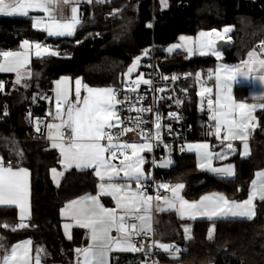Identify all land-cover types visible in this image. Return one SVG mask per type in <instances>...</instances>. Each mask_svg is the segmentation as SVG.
Segmentation results:
<instances>
[{
  "label": "snow or ice",
  "instance_id": "obj_1",
  "mask_svg": "<svg viewBox=\"0 0 264 264\" xmlns=\"http://www.w3.org/2000/svg\"><path fill=\"white\" fill-rule=\"evenodd\" d=\"M108 2L109 0H0V15L29 18L33 21L34 29L46 32L49 37H71L83 22V14L80 12L82 3ZM160 3L162 7H168V0H160ZM30 11L43 15H30ZM120 12L122 9H113L110 15L115 16ZM148 27H151V24ZM232 31L233 26H228L224 27L222 32L216 29L210 32L201 31L195 39L181 36V43L170 46L166 51L175 53L176 50L182 49L186 51L187 57L197 54L213 55L220 60L221 51L217 50L216 40L230 41L231 37L227 34ZM19 49L0 51V73H14V87H29L27 81L34 78V73L29 67L33 56L44 60L62 55L50 45L30 42L28 39L21 41ZM149 54L150 49H145L127 67L123 73L127 78L123 91L139 93L141 84L148 86L145 92L165 91V88L154 87L153 79L145 78L143 73L133 79V73L138 72L141 59ZM237 74L240 78L264 85V41H261L257 48L248 51L247 59L242 60L240 65L229 67L221 64L214 71H208V80L215 78L214 99L212 87L201 86L197 93L201 98V111L204 110L206 102L209 112L207 135L214 136L219 144L189 143L186 150L195 153L199 170L221 178L235 176V165L221 163L220 166H214L213 162H223L228 160L230 155H235L238 149L234 141L241 142V157L251 154L248 140L250 130L256 126L254 114L257 108L264 109V103L249 104L233 98L231 85L238 82ZM160 79L176 81L180 77L161 75ZM194 80L201 85L205 83L201 72L194 74ZM68 82L67 77L55 82V112L49 111L47 115L58 122L45 125L46 139L51 141L52 149L59 150V163L64 166L65 171L73 167L79 170L91 168L101 181L98 195L72 200L61 209L62 216L69 217L76 227L86 230L88 244L74 249L75 264H110V255L113 252L144 253L145 257H149L153 248L161 249L170 258L177 259L184 250L174 243H161L153 239L151 244L145 246L144 238L152 237L158 231L157 227H154L160 224V221L154 219L156 213L175 211L182 220L195 221L202 218L213 222L237 218L252 220L255 217V201L258 199L264 202V170L255 173L256 179L251 182L247 199L229 200L224 194L214 193L202 196L199 200L189 201L182 195L184 183L154 181L151 172L143 167L147 162L143 154L151 153L163 143L162 129L167 128L168 133L172 134L171 124H163L162 121L179 120L181 117L178 112H169L167 117H164L153 105L144 106L143 94L135 97L122 96L121 89L93 88L82 84L80 78L75 80L73 100L70 99L66 87ZM82 88L86 95L81 96ZM4 91L5 82L0 81V93ZM181 91L186 94L188 89ZM165 98L172 99L171 96L158 99ZM260 98L264 99V87L261 88ZM36 99L51 101L50 97L39 94L33 96V100ZM174 102L181 106L184 100L177 96ZM123 112L135 115H122ZM145 113H152V118L145 119ZM7 114L5 109L4 115ZM28 118L34 119L35 131L41 132L40 118H33L30 112ZM129 133L134 135L123 139ZM0 139H3L9 150L14 151V155L23 157V151L18 148L17 142L7 138ZM164 147L167 149L169 145L165 144ZM217 148L219 150H216ZM184 150L182 147L181 151ZM115 161L118 163H114ZM151 163L159 168L173 166L170 155L162 157L159 161L153 159ZM51 172L54 180L64 175V172L56 168H52ZM29 176L27 168L13 164L11 160L5 161L3 156H0V206H16L19 209V222L15 225L3 223L0 228L16 232L34 226L25 222L31 217ZM153 185L154 194H150L148 189ZM101 196L111 197L115 207H106L101 202ZM63 227L65 235L71 240L70 229L73 225L65 223ZM183 231L186 240L192 239L190 226L184 225ZM113 232L116 235H113ZM214 233L215 223L209 227L206 238L212 240ZM46 256L44 248L37 246L33 249L31 239L9 245L6 238L0 235V264H42V259ZM141 264H147V260ZM153 264L158 262L154 260Z\"/></svg>",
  "mask_w": 264,
  "mask_h": 264
},
{
  "label": "trees",
  "instance_id": "obj_2",
  "mask_svg": "<svg viewBox=\"0 0 264 264\" xmlns=\"http://www.w3.org/2000/svg\"><path fill=\"white\" fill-rule=\"evenodd\" d=\"M159 1L122 0L115 5L110 2L85 5L81 8L82 24L74 37L66 38H50L34 30L29 18L0 17L1 51L19 50L21 41L28 39L47 41L62 53L44 60L34 58L31 65L34 78L27 81V88L13 86L14 74L0 73V80L5 82V91L0 93V138L17 142L23 157L14 155L3 139H0V153L6 161L13 160L31 173V217L27 222L34 225L16 232L0 228V235L9 245L31 239L34 249L39 246L46 250L45 263L75 264L74 249L87 245L88 239L80 228L73 230L71 240L65 237L61 209L71 200L95 193L99 182L91 169H71L65 172L59 186L53 183L51 169L61 168L59 152L51 148V142L31 140L37 135L35 121L31 119V125L26 123L29 112L33 118L46 117L51 103L33 100V96L51 98L55 81L63 76L80 78L83 84L93 88L117 86L133 59L150 45L165 47L177 43L181 36H197L201 31H221L233 26V31L227 34L232 44L222 58L223 63L232 65L244 60L247 52L264 40V0H246L245 10L239 12L233 11L239 0H168V7L155 12L160 7ZM113 9L122 12L112 16ZM176 57L182 69L201 72L206 83L212 82L207 73L217 63L214 57L188 58L185 54ZM197 101L198 98L192 112L197 128L201 129L206 118L198 112ZM259 117L264 127V112ZM252 148L250 157L234 158L237 175L233 179H220L198 170L194 157L187 153L176 157L174 166L165 175L185 184L184 196L189 200L210 191H221L237 199L245 195L255 171L264 166L262 134L257 135ZM167 218L176 221L170 215ZM3 223H18L15 208H0V224ZM213 223L214 238L209 240L206 236ZM170 237V241L184 250L177 259L162 253L170 263L264 264V211L254 221H197L192 239L186 240L179 230ZM133 259L125 262L135 264L137 258Z\"/></svg>",
  "mask_w": 264,
  "mask_h": 264
},
{
  "label": "built area",
  "instance_id": "obj_3",
  "mask_svg": "<svg viewBox=\"0 0 264 264\" xmlns=\"http://www.w3.org/2000/svg\"><path fill=\"white\" fill-rule=\"evenodd\" d=\"M109 2H111V0H109ZM42 44L48 45L47 41H43ZM174 44L165 47H159L156 46L155 44H152L149 47H147L146 49H150V54L147 57H143L141 59L139 70L137 74L133 76V79H135V77L139 73H143L145 75V78L153 79L154 87L165 88L164 92H153L151 90L145 92V89H147L148 86L143 84L140 85L139 93H130L123 91L126 88V84H125V80L127 79L126 77H124L120 81L119 85L114 86V88L121 89L122 96L128 95L135 97L140 94L145 95L144 106L153 105L154 108H156L164 117H167V114L169 112L179 113L181 117L179 120L164 119L162 121L163 124H171L172 134L168 133L167 128L162 129L163 143L160 144L159 147H155L151 153L146 152L147 161H148L147 164L148 171L151 172L152 179L157 182H171L172 184L174 183V181L170 177L165 175L166 171L160 169L159 167H154L152 165L151 161L153 159L159 161L162 157H166L170 155L172 161L175 162L176 157L186 153L187 151L186 145L194 141H207L212 145L219 144V141L214 136L207 135L208 124L210 123V121L206 120L203 123L201 129H198L195 123V119L193 117L192 111L195 100L198 98L197 93L199 92L201 86H204L206 84V81L203 77V80L205 81L203 85L196 83L194 80V74L197 72H194L190 69H182L180 67L176 55L185 54L184 50L178 49L176 50L175 53H169L166 51V49H168L170 46ZM141 53L139 54V56L141 55ZM190 73L193 75L189 76L188 74ZM161 75H165L168 77L178 76L180 77V79L176 81H171V80L165 81L160 79ZM185 88L188 89V92L186 94L181 91V89H185ZM122 96L120 98H122ZM168 96H171L172 99H167V98L163 100L158 99L159 97H168ZM177 96H179L181 99L184 100L183 105L177 106L175 104L174 101ZM40 100L46 103L49 102V100H45V99H40ZM122 115L134 116L135 113L123 112ZM152 115H153L152 113H145L144 117L145 119L150 120L152 118ZM40 120L42 121L41 132H39L35 137L31 138V140L51 142L48 139H46L45 125L47 124V119L43 117L40 118ZM26 123L28 125H31L32 120L28 118L26 119ZM133 135L134 133H129L128 136L123 137V139H128ZM165 144L169 145V148L166 149L164 147ZM182 147L185 148L184 151H181ZM115 162L118 163V161ZM154 187L155 186L153 185L148 189L150 194H154ZM161 191L163 193V190ZM25 222L28 223L27 221ZM153 239L156 240L155 234L152 237L144 238L145 246L147 247V245L151 244ZM172 243L179 246V244H177L175 241L170 242V244ZM151 251H152V255L149 257H154L156 256L158 249L153 248ZM135 254L138 256H145L144 253H135Z\"/></svg>",
  "mask_w": 264,
  "mask_h": 264
},
{
  "label": "crops",
  "instance_id": "obj_4",
  "mask_svg": "<svg viewBox=\"0 0 264 264\" xmlns=\"http://www.w3.org/2000/svg\"><path fill=\"white\" fill-rule=\"evenodd\" d=\"M85 5H91V4H88V3H82L81 4V6H80V12H81V8L83 7V6H85ZM0 17H6V18H11V17H20V16H4V15H0ZM24 18H26V17H24ZM32 23H33V21H32ZM78 28V27H77ZM76 31H77V29H76ZM186 36V35H185ZM198 36V35H197ZM197 36H186V37H192V38H196ZM51 38V37H50ZM225 40H228V39H225ZM179 41H180V39H179ZM219 40H216V43L218 42ZM230 41H232V40H230ZM184 53H185V55H187V53H186V51H184ZM222 54H221V59H220V62H218L217 61V63L215 64V66H214V69H213V71L219 66V65H221V64H223V65H227V66H229V67H235V66H237V65H240V63H241V61L239 62V63H237V64H226V63H223L222 62V58H223V56H224V53L223 52H221ZM195 56H198V57H201V56H199L198 54L197 55H193V56H191V57H188V58H192V57H195ZM210 56H212L213 57V55H210ZM245 59H247V56H246V58ZM223 75V74H222ZM238 75V82H235V83H233L232 85H231V88H232V92H231V94H232V96H233V98L236 100V101H238V102H240V101H242V102H246V103H249V104H256V105H259V104H261V103H264V99H261L260 98V95H261V88L262 87H264V85H261L259 82H251V81H249V80H245V79H243V78H240L239 77V74H237ZM253 75H255V73L253 74ZM76 80V79H75ZM83 84V83H82ZM204 86H206V87H212L213 88V94H212V97H213V99L215 98V91H216V89H215V78L213 77V79H212V82L211 83H206ZM74 89H75V82H74V84H73V100L75 99V96H74ZM82 90H83V88H82ZM81 90V91H82ZM84 91V90H83ZM200 91V90H199ZM200 101H201V98L198 96V101H197V107H198V112L200 113V114H202L205 118H206V120H209V112H208V109H207V104H206V102L204 103V110L203 111H201V104H200ZM51 103V104H50ZM47 104H50V107H49V110H48V112L49 111H51V112H55V100H54V98H53V96L51 97V101H49ZM264 112V109H260V108H257V110H256V112H255V117H256V126L253 128V129H251L250 130V135H249V140H248V143H249V148H250V155L249 156H247V157H241V155L239 154V150L241 149V142L240 141H234L233 143H234V145H235V147L238 149V151H237V153L235 154V155H230L229 156V159L228 160H226V161H223V162H220V161H214L213 163H214V166H220L221 165V163H224V164H227V163H232L233 165H235V176H233V177H230V178H221L220 176H218V175H215V174H212V173H210V172H207V171H202V172H207L208 174H210V175H212V176H214V177H217V178H220V179H233V178H235L236 177V175H237V166H236V163H235V161H234V158L236 157V156H238V157H240V158H242V159H246V158H248V157H250L251 155H252V151H253V148H252V144H253V142H255V139H256V137H257V135H261V128H262V126L260 125V122H259V116H260V114L261 113H263ZM46 119H47V123H50V122H54L53 121V118H52V116L51 117H49L48 115H46V117H45ZM205 120V121H206ZM34 129H35V127H34ZM37 134H38V132H37ZM46 136H47V129H46ZM199 142H207V141H194V142H190V143H199ZM217 150H219V149H217ZM186 153L187 154H189V155H191V156H193L194 157V160H195V162H196V166H197V157H196V155H195V153L194 152H188V151H186ZM147 153L145 152L143 155L146 157V160H147V155H146ZM0 156H3L1 153H0ZM3 158H4V156H3ZM4 160H5V158H4ZM6 161V160H5ZM12 161V163L13 164H16V165H19L17 162H15V161H13V160H11ZM116 163V162H115ZM174 163V162H173ZM148 161L145 163V166H144V168H145V170L146 171H148ZM175 164V163H174ZM20 166V165H19ZM174 166V165H173ZM20 167H23V166H20ZM25 168V167H24ZM58 171H60V172H64V175H65V172L66 171H68V170H71V169H76V168H70V169H68V170H66L65 171V169H64V166H61V168H56ZM89 169H91V168H89ZM198 169V168H197ZM76 170H79V169H76ZM84 170H88V169H84ZM91 170H93L94 171V169H91ZM162 170H164V171H167L168 172V170L169 169H162ZM199 170V169H198ZM262 170H264V166L261 168V169H258L257 171H255V173L256 172H258V171H262ZM201 171V170H200ZM30 172V171H29ZM95 173V172H94ZM255 173H254V177H253V179H252V181L254 180V179H256V176H255ZM51 179H52V181H53V183L56 185V186H59L60 185V183H61V181H62V179H63V177H64V175L63 176H58L55 180L53 179V174H52V172H51ZM97 177V176H96ZM98 178V177H97ZM57 180L59 181V183L57 184ZM98 180H99V178H98ZM251 181V182H252ZM100 180H99V182H98V184H97V190H96V192L95 193H92V194H87V195H84V196H88V195H98L99 194V184H100ZM251 182L249 183V185L247 186V188H246V190H245V195L243 196V197H240V198H237V199H231V198H229L225 193H223V192H221V191H210V192H206V193H203L201 196H199L197 199H195V200H199L200 199V197H202V196H205V195H210V194H214V193H220V194H224L229 200H236V201H242V200H244V199H247V197H248V195H249V191H250V185H251ZM28 183H29V194H30V208H31V173H30V176L28 177ZM175 183H177V182H174L173 184H175ZM135 187V185L133 184V188ZM184 190H185V188L183 189V192H182V195L184 196ZM84 196H82V197H84ZM79 198H81V197H79ZM79 198H77V199H79ZM184 198L185 199H187L185 196H184ZM77 199H74V200H77ZM100 199H101V202L106 206V207H115V204H114V201L111 199V197H109V196H101L100 197ZM187 200H189V199H187ZM72 201V200H71ZM189 201H194V200H189ZM70 202V201H69ZM69 202H67L63 207H62V209L63 208H65V206L69 203ZM255 205H256V207H255V211H256V215H255V217L252 219V220H250V221H254L255 219H257L258 218V216H259V214H260V212H263L264 211V202H262V201H260V200H256L255 201ZM3 207H10V208H15L16 210H17V219H18V215H19V209L16 207V206H0V208H3ZM168 215H170L171 217H174L175 218V220L176 221H173V220H171V219H169V218H167V216ZM61 218H62V230H63V233H64V235H65V229H64V227H63V225L65 224V223H69V224H72L73 225V227H71V229H70V232H71V235L73 234V230L74 229H76V228H79V227H76L75 225H74V221H72L69 217H66V216H62V214H61ZM154 219L155 220H158V221H160V224L157 226V225H154V227H157V229H158V231L155 233V235H156V240H158L159 242H161V243H169L170 244V242H172V241H170L169 239L171 238L170 236H172V234L174 233V231H181L183 234H184V231H183V226L184 225H188V226H190L191 227V229H192V231H193V229H194V226H195V222H197V221H208V220H206V219H202V218H198L197 220H195V221H193V220H187V219H184V220H182V219H180L179 218V215H178V213H176L175 211H169V212H163V213H156L155 214V216H154ZM230 220H247V219H240V218H237V219H230ZM222 221V220H221ZM19 222V221H18ZM211 222H213V221H211ZM216 222V221H215ZM81 229V228H80ZM85 232H86V230L85 229H83ZM113 235H116V233L115 232H113ZM191 235H192V232H191ZM65 237L67 238V236L65 235ZM68 239V238H67ZM24 241V240H23ZM20 242V241H19ZM88 244V243H87ZM85 246H87V245H85ZM85 246H83V247H85ZM33 249H34V247H33ZM158 249V248H157ZM162 253H164L161 249H158V252H157V254H156V256H154V257H145V256H138V255H136L135 253H131V252H113L111 255H110V264H129L128 262H125V259H129V260H134L133 258H137V260H136V262H135V264H141V262L142 261H144V260H147V264H153V261L155 260V261H159V263L158 264H172V263H170L168 260H167V258H165V257H163V256H161V254ZM165 254H167V253H165ZM33 255H35V253L33 252ZM138 256V257H136V256ZM168 255V254H167ZM126 256V257H125ZM134 256V257H133ZM131 262V261H130ZM42 264H47V263H45L44 261H43V259H42ZM173 264H176V263H173Z\"/></svg>",
  "mask_w": 264,
  "mask_h": 264
},
{
  "label": "rangeland",
  "instance_id": "obj_5",
  "mask_svg": "<svg viewBox=\"0 0 264 264\" xmlns=\"http://www.w3.org/2000/svg\"><path fill=\"white\" fill-rule=\"evenodd\" d=\"M159 8H157V9H155V12H157V10L158 9H161V10H163V9H165V7H162V5H161V3H160V1H159ZM30 15H37V16H39V15H43L42 13H39V12H31L30 11ZM33 24V23H32ZM34 29V28H33ZM34 30H36V31H38V32H42V33H45L46 34V36H47V33L46 32H44V31H40V30H37V29H34ZM223 30V29H222ZM222 30L220 31V32H222ZM204 32H210V31H204ZM75 34H76V32H75ZM75 34L73 35V36H71V37H74L75 36ZM47 37H49V36H47ZM51 38H66V37H51ZM31 42V41H30ZM40 43H42V42H40ZM178 43H181V41H178L176 44H178ZM20 50V49H19ZM12 51H17V50H12ZM222 54V53H221ZM200 56V55H199ZM208 56H210V55H206V56H201V57H208ZM215 59H216V57L215 56H213ZM35 57L33 56L32 57V59H31V62H30V64H29V67H30V69H31V65H32V60L34 59ZM217 60V59H216ZM218 62H220V60H217ZM139 70V69H138ZM2 74H14V73H2ZM135 74H137V72L136 73H133V76L135 75ZM15 75V74H14ZM64 77H67L68 78V84L66 85V87H67V89H68V91H69V95H70V99H72L73 98V84H74V82H75V80L73 79V78H71V77H69V76H63V77H60L59 79H57V80H60L61 78H64ZM56 80V81H57ZM55 81V82H56ZM18 87H23V86H18ZM23 88H25V87H23ZM54 89H55V83H54V87H53V94H52V96H53V98H54V100H55V92H54ZM83 95H86V92L85 91H81V96H83ZM49 117H51V116H49ZM54 122H58V121H54ZM57 151L59 152V150L57 149ZM115 163V162H114ZM173 165H174V163H173ZM61 166H63V165H61ZM144 166H145V164H144ZM143 166V167H144ZM173 166H171L170 168H172ZM170 168H160V169H170ZM145 169V168H144ZM221 252V250H219L218 249V251H217V253H220ZM178 258V257H177ZM158 263H159V261H157ZM173 264V263H172Z\"/></svg>",
  "mask_w": 264,
  "mask_h": 264
},
{
  "label": "water",
  "instance_id": "obj_6",
  "mask_svg": "<svg viewBox=\"0 0 264 264\" xmlns=\"http://www.w3.org/2000/svg\"><path fill=\"white\" fill-rule=\"evenodd\" d=\"M122 0H111V4L115 5L117 3H120ZM245 7H246V0H239L236 2L234 8H233V11L234 12H239V11H243L245 10ZM231 41L229 40H219L217 43H216V46H217V50H220L221 52H226L229 47L231 46ZM51 93H49L50 95ZM261 134L264 136V127L261 128Z\"/></svg>",
  "mask_w": 264,
  "mask_h": 264
}]
</instances>
